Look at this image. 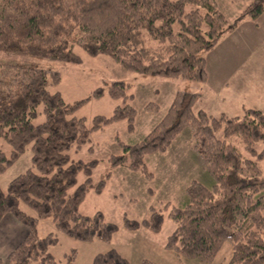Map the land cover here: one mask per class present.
Returning a JSON list of instances; mask_svg holds the SVG:
<instances>
[{"label": "trees", "instance_id": "16d2710c", "mask_svg": "<svg viewBox=\"0 0 264 264\" xmlns=\"http://www.w3.org/2000/svg\"><path fill=\"white\" fill-rule=\"evenodd\" d=\"M190 8L188 9V7ZM264 0H251L244 13L256 20ZM234 27L216 0H0V49L77 62L76 47L91 55L107 54L123 67L144 74L182 77L207 82L206 56ZM58 71L0 61V139L12 146L8 157L0 147V169L7 167L31 146L35 168L0 186V222L12 214L27 227L25 237L0 257V264H59L49 251L56 236H40L37 222L52 216L56 227L83 240L110 241L117 224L102 211L85 215L79 206L89 189L101 191L113 167L138 169L151 177L145 155L166 150L175 136L191 127L193 147L215 182L208 186L193 181L187 186L189 201L173 207L176 223L167 245L189 258L211 260L223 242L230 240L229 264H264V172L258 161L245 157L229 139L238 136L246 149L256 153L264 141V111L244 107L236 115L218 116L203 108L196 111L198 92L178 91L160 121L123 153L112 154L110 167L93 180L97 159H72V147L90 140V131L113 120L127 119L134 128L135 108L117 105L110 116L96 115L92 126L75 114L80 101H66L51 86L60 81ZM124 82H113V96L128 97ZM102 91L98 88L95 94ZM42 104L45 120L33 123ZM156 103L146 105L157 110ZM222 131L223 137L218 133ZM264 155V150L259 154ZM83 172L85 180L70 192ZM28 205L35 214L24 211ZM163 213L152 207L147 226L159 230ZM131 227L139 221L127 219ZM74 254L67 264H73ZM144 264H155L147 259ZM92 264H129L115 248L96 254Z\"/></svg>", "mask_w": 264, "mask_h": 264}, {"label": "rangeland", "instance_id": "374dc122", "mask_svg": "<svg viewBox=\"0 0 264 264\" xmlns=\"http://www.w3.org/2000/svg\"><path fill=\"white\" fill-rule=\"evenodd\" d=\"M248 1L251 0H216L218 7L225 14L230 25L234 27L244 16ZM75 49L81 56V60L77 62L2 49H0V61L58 71L61 74L60 81L52 85L51 89L59 90L68 102L80 101L74 112L85 118L87 126H92L96 115L110 116L117 105L123 106L127 103L135 108L133 129H130L129 122L125 118L113 120L102 128L91 130L90 140L80 148L69 149L68 153L72 159L98 160L92 173L95 181L110 167L108 158L112 154L123 153L124 144L141 141L160 121L178 91L200 93L195 103L196 111L198 108H203L216 116L222 113L236 115L243 111L234 103L237 99L235 95L232 101L229 99L230 96H226L227 99L224 102L217 101L212 95V90L208 88L207 82L144 74L123 67L110 55H91L78 46ZM214 56L212 67H217V54ZM260 81L264 84V79ZM113 82H124L127 85L126 99L121 96L115 97L109 92V86ZM255 85L258 90L246 96V107L264 109V86L258 82H255ZM98 88L102 91L95 94ZM152 102L158 105L157 110L146 109V105ZM44 120L43 106L40 104L33 123L38 124ZM218 137H223L222 131L218 133ZM229 142L233 143L245 157L258 161L264 172V155H259L264 150V141H258L255 144L256 153L249 152L238 136L231 137ZM193 144L192 129L186 126L175 136L166 150L146 153L145 162L153 173L151 177L144 176L138 169L119 165L113 167L101 191L89 189L79 206V211L85 215H92L100 210L107 221L117 224V229L110 241H103L96 237L92 240L79 239L60 231L52 216L40 218L37 222L38 234L46 236L53 233L56 236V241L49 246V251L59 264H67L70 254H74L73 264H92L96 254L107 252L112 248L125 256L129 264H144V259L155 264H229L232 256L230 240L223 242L211 260L189 258L167 245L169 236L176 227L169 212L173 207H183L188 203L187 186L193 181L208 186L215 182L211 173L204 167ZM0 147L8 157L11 156L10 142L1 138ZM32 154L29 145L6 168L0 169L1 187L6 188L9 182L20 173L29 168H35ZM85 178V174L80 172L77 183L69 189L70 192ZM20 206L28 214H35L34 210L25 203L21 202ZM152 207L163 213L159 230L143 223L144 219L150 217ZM127 219L139 221V225L131 227L126 223ZM6 257L7 255L2 258Z\"/></svg>", "mask_w": 264, "mask_h": 264}, {"label": "crops", "instance_id": "0c3cea01", "mask_svg": "<svg viewBox=\"0 0 264 264\" xmlns=\"http://www.w3.org/2000/svg\"><path fill=\"white\" fill-rule=\"evenodd\" d=\"M216 54L217 67H212ZM206 67L207 86L212 90L213 97L224 102L226 96H230L232 101L235 95L237 107L241 110L246 107V96L258 90L255 82L264 86L260 81L264 79V11L256 20L244 14L237 25L207 53ZM258 109L264 111L262 107ZM26 233L27 227L7 214L0 222V257L8 255Z\"/></svg>", "mask_w": 264, "mask_h": 264}]
</instances>
